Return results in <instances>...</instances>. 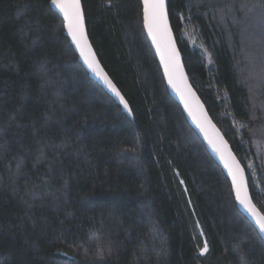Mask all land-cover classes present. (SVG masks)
Segmentation results:
<instances>
[{"label":"trees","instance_id":"trees-1","mask_svg":"<svg viewBox=\"0 0 264 264\" xmlns=\"http://www.w3.org/2000/svg\"><path fill=\"white\" fill-rule=\"evenodd\" d=\"M82 2L132 112L89 75L50 0H0V264H264V240L169 93L141 0ZM168 2L191 83L264 213V56L246 34L264 0Z\"/></svg>","mask_w":264,"mask_h":264},{"label":"snow or ice","instance_id":"snow-or-ice-1","mask_svg":"<svg viewBox=\"0 0 264 264\" xmlns=\"http://www.w3.org/2000/svg\"><path fill=\"white\" fill-rule=\"evenodd\" d=\"M50 3L63 14L68 33L80 49L81 56L84 57L88 67L120 98L124 108L128 109L127 101H125L124 97L120 94L116 85L108 78L107 74L104 73L103 69L100 68L91 51V46L88 43L84 30V16L81 10L80 0H50ZM143 20L144 26L148 30V35L152 38V42L156 45L157 52L160 54L161 63L164 65L169 84L180 94L185 107L189 111V115L197 121L201 131H205L207 136L204 124L201 122L190 103L189 96L192 95L191 90L187 89L188 95H186L185 89L181 87L182 83L186 84V78L184 77L180 65L179 53L171 41L164 0H143ZM197 107H201L198 102ZM130 111L129 109V112ZM204 121H207L206 116L204 117ZM208 142L219 155L225 168L228 169L229 175L232 177V183L236 190V199L255 218L260 232L264 233V215L257 212L255 205L252 204L247 194L239 163L236 161L235 157L232 156L231 152L228 151L227 144L222 138L214 140L208 137ZM207 251L208 245L207 242H205L203 248L200 250V254L204 255Z\"/></svg>","mask_w":264,"mask_h":264},{"label":"water","instance_id":"water-1","mask_svg":"<svg viewBox=\"0 0 264 264\" xmlns=\"http://www.w3.org/2000/svg\"><path fill=\"white\" fill-rule=\"evenodd\" d=\"M141 2L143 4V0H141ZM80 4H81V10H82L83 16H84V30H85V34L87 36L88 43L91 46V51H92V53H93V55L95 57V60L98 62L100 68L103 69L104 73L107 74L108 78L112 81V83L116 85L117 89L119 90L120 94L124 97L125 101H127V103H128V109H125L124 108V105L121 102L120 98L118 96H116L115 93L104 83V81L99 76H97L88 67V64L85 62L84 57L81 56L80 49L77 47V45L73 41L71 35L68 33V30H67V28L65 26V22H64L65 34L69 38V40L71 41L72 45L74 46L76 53H78L79 61L87 69L89 75L96 82H98L102 87H104L105 90L109 94H111L113 96V98L116 99L117 103L121 106L122 109H124V111L127 114L131 115L132 109H130V105H129V102H128L127 98L124 96V94H123L122 90H120L119 86H117V84L115 83V81L112 78V76L110 74H108V72L106 71L103 63H101V61H100L98 52L95 51V48L93 46V43L90 40L89 29L87 27V18L85 17V10H84V6H83L82 0H80ZM164 5H165V11H166L167 17H168V26H169V29H170L171 41L174 44L177 52L179 53L180 65L182 67V71H183L184 77L186 78V84L182 83L181 84V87L185 89V94L186 95H188L187 89H190L191 90L192 95L189 96L190 103L192 104L193 110L196 112L197 116L200 118L201 122L204 124V128L206 130L207 136L205 134V131H201L200 127L197 124V121L194 120L191 115H189V111L185 107L184 101L181 99L180 94L176 91V89L173 88V86L171 84H169L168 77L165 74L164 65L161 63L160 54L157 52L156 45L153 44L152 38L148 35V30L145 28L147 38H149V40H150L152 49L155 50V53H156V56H157V60L159 61L161 70H162L163 75H164L165 84H167L169 93L176 99V101L178 102V104L180 106H182V108H183V110L185 112L186 118H188L191 126L197 131V134L199 135L200 139L203 140V142L206 145L208 151L212 154V156L215 159V161L220 164V166L224 170L225 174H227L228 178L230 179L231 185L233 187L234 197H236V190H235V187L233 186V183H232V177L229 175L228 169L225 168L224 163L220 159L219 155L213 150L212 146L209 144L208 137H211L214 140H219V138H222L223 141L226 142L228 151H230L231 154H232V156L235 157L236 161L239 163L240 169L242 170L243 182H244V185H245L247 194H248V196H249L252 204L255 205L257 212H259L261 215H264V213L262 212V210L256 205V203H255V201L253 199V196H251V189H250V185H249V177H248V173L246 171L245 166L239 160V158L236 155L235 151H233V148H232V145H231L229 139L226 138V136L224 135L222 129L219 128V126L217 125V123L214 121L213 117H211V115L209 113V110L207 108V105H205V103L202 100L200 94H198V92L196 91L193 83H191V80H190L188 71H186L185 62L183 60V54L181 52V49L179 48L178 41H177V37H175L173 25H171V19H170V14H169V2H168V0H164ZM51 7H53V9L59 14V16H61V18L64 19L63 18V14L59 11V9H57L56 7H54L52 4H51ZM197 102H198L199 106H201V107H197ZM129 109L131 110L130 112H129ZM205 116L207 118V121H204V117ZM242 195H243V193H242ZM236 202H237L238 208H240V210L247 216V218L251 220V222L253 223L254 227H256L257 231H259V234L261 235L262 239L264 240V233L260 232L259 226L256 224L255 218L247 211V209L244 206H242L239 203V201L237 199H236Z\"/></svg>","mask_w":264,"mask_h":264},{"label":"rangeland","instance_id":"rangeland-1","mask_svg":"<svg viewBox=\"0 0 264 264\" xmlns=\"http://www.w3.org/2000/svg\"><path fill=\"white\" fill-rule=\"evenodd\" d=\"M255 13H257V12L251 11V13H250L251 17L250 16L248 17V14L246 16V18H247L246 20L248 22L247 28H246V34L249 35L248 40H252L251 46L255 47L254 53L252 54L253 55L252 57H254V62L256 63V61H259V58H260L259 56H264V53H263L264 52V47H263L264 41H263V43H261L262 40H264V26H263L264 22H262L259 18H257V15H255ZM259 27H261V29H259ZM261 44H263V45H261ZM260 62H259L260 66H258V70L256 71V73H258V74H256V78H254L255 83H256V91H255L256 92V99L258 102H259V98L262 96L261 94L264 95V88L262 90V86L264 85V61L261 60ZM244 71H243V73H244ZM253 95L255 96L254 93H253ZM254 108L256 110V109H258V106L255 105ZM254 108L252 109L253 111H254ZM261 109H262V111H264L263 108H261ZM252 113L254 114V112H252ZM258 153L261 154L262 152H258ZM255 161H256V163L258 162L257 159H255ZM253 164H254V161H253ZM253 164H252V168L255 167V164L254 165ZM255 170H256V167H255Z\"/></svg>","mask_w":264,"mask_h":264}]
</instances>
